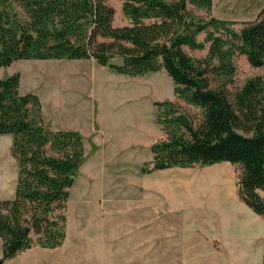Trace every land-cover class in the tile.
<instances>
[{
	"label": "trees",
	"instance_id": "1",
	"mask_svg": "<svg viewBox=\"0 0 264 264\" xmlns=\"http://www.w3.org/2000/svg\"><path fill=\"white\" fill-rule=\"evenodd\" d=\"M122 1L131 23L117 27L107 0H0V68L17 60L94 58L129 76L165 69L177 100L155 103L167 138L153 145L154 159L142 172L230 162L241 170V201L264 219V5L237 31L233 21L210 15L212 0ZM206 43L204 58L184 49L204 50ZM236 55L263 74L231 91ZM19 86V73L0 78V135L12 136L19 167L14 197L0 199L4 260L64 243L70 189L85 158L81 135L51 130L39 97ZM178 100L200 109L198 123Z\"/></svg>",
	"mask_w": 264,
	"mask_h": 264
},
{
	"label": "crops",
	"instance_id": "2",
	"mask_svg": "<svg viewBox=\"0 0 264 264\" xmlns=\"http://www.w3.org/2000/svg\"><path fill=\"white\" fill-rule=\"evenodd\" d=\"M107 2L115 8L113 25H130L131 20L123 13V1ZM263 5L264 2L261 9ZM215 6L212 0L211 16L232 21L226 17L229 13L226 2L224 16H217ZM121 15L119 23L117 18ZM184 49L191 51L188 47ZM114 59H118L115 64H122V58ZM61 60L51 65L48 75L36 72L26 75L40 88L42 85L43 92L33 86L24 87V75H20L19 91L39 97L43 117L51 130L81 135L85 158L74 180L83 182L82 189H75L79 199L81 191H87L93 198L98 197L99 205L101 201L107 204L106 194L116 193L115 199L128 210L125 215L131 227L136 232L146 227L151 249L154 227L161 226L163 237H182L179 243L185 237H232L233 250L240 255L244 237H251L248 241L251 247L260 242L264 252V238L261 239L264 234L244 233L248 227L242 220L249 215V209L239 197L236 165L224 161L142 172L143 165L154 159L153 145L167 138L158 123L155 103L175 101V84L170 87L167 81L165 89L159 83V75H150L153 72L129 76L94 58ZM199 241L193 240L187 246L183 243L182 257L190 247L196 250L195 257H201ZM63 246L33 247L22 253L34 250L45 256L49 250H60Z\"/></svg>",
	"mask_w": 264,
	"mask_h": 264
},
{
	"label": "rangeland",
	"instance_id": "3",
	"mask_svg": "<svg viewBox=\"0 0 264 264\" xmlns=\"http://www.w3.org/2000/svg\"><path fill=\"white\" fill-rule=\"evenodd\" d=\"M215 2L214 11L217 16L223 15L225 12L223 5L224 2L227 3L229 13L226 17L234 22L232 28L239 31L246 21L256 19L264 0H215ZM189 8L197 15L204 17L207 15L203 10L195 8L190 3ZM212 10L213 7L210 15ZM18 11L21 14V11ZM121 19L122 15L117 18V21L120 23ZM205 36V33H201L198 39L204 41ZM188 53L195 58H204L207 55L206 49L189 51ZM60 61L62 60H17L10 66L0 68V78L4 79L11 74L20 73V75L25 76L24 87L33 86L38 89L40 86L32 82L30 77L26 78V75H32L33 72L42 76L48 75L51 65ZM117 61L118 59H112L114 63ZM234 62L237 70L234 82L229 87L231 91L242 87L249 78L263 74V69L251 67L244 55H236ZM150 75H159V83L164 84L165 89L167 88V81H169L170 87L174 85L172 78L165 69ZM40 90L41 92L44 90L42 85ZM177 103L181 105V112L186 111L194 122L198 123L201 116L199 108L189 105L183 100H178ZM168 118L170 119V117ZM11 144V135H0V199L13 198L17 185L19 167L11 154ZM235 168L237 176L240 177V168L238 166ZM82 187V180L76 179L71 188L72 191L70 190L66 211L67 237L63 243V248L56 251L49 250V254L45 256L31 250V252L20 253L13 259L4 260L0 238L1 264H192V262L194 264H262L263 245L259 247L260 242H258L259 244L254 242V247H251L250 242H248L251 237H244L243 242H241L243 252L238 255L233 250L232 237H185L184 242L182 240L179 243L182 237H163V227L155 226L153 249H151L150 237H147L146 227L138 232L134 227V229L131 227L128 215H125L128 214V210H124V206L115 199L117 198L116 193L106 194L105 199L108 202L105 204L104 201H101L100 206L98 197L93 198L92 193L87 191L84 193L81 191V198L79 199L75 189H82ZM259 193L264 197V190H259ZM245 207L249 209V215L244 216V220H242L244 225L248 227V229L244 228V233L251 236L254 234L263 235L264 219L248 206L245 205ZM233 220H235L234 217ZM238 221L240 222V219ZM197 239L200 240L198 244L203 250L201 257H195L196 250L192 247L182 257L184 250L181 249V246L183 247V243L187 246Z\"/></svg>",
	"mask_w": 264,
	"mask_h": 264
},
{
	"label": "water",
	"instance_id": "4",
	"mask_svg": "<svg viewBox=\"0 0 264 264\" xmlns=\"http://www.w3.org/2000/svg\"><path fill=\"white\" fill-rule=\"evenodd\" d=\"M0 264H1V262H0Z\"/></svg>",
	"mask_w": 264,
	"mask_h": 264
}]
</instances>
